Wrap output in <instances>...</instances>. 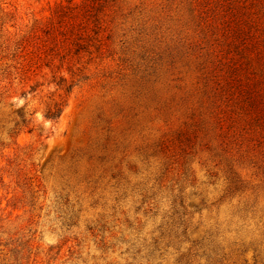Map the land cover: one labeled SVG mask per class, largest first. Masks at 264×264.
<instances>
[{
  "label": "rangeland",
  "instance_id": "rangeland-1",
  "mask_svg": "<svg viewBox=\"0 0 264 264\" xmlns=\"http://www.w3.org/2000/svg\"><path fill=\"white\" fill-rule=\"evenodd\" d=\"M0 264H264V0H0Z\"/></svg>",
  "mask_w": 264,
  "mask_h": 264
},
{
  "label": "trees",
  "instance_id": "trees-1",
  "mask_svg": "<svg viewBox=\"0 0 264 264\" xmlns=\"http://www.w3.org/2000/svg\"><path fill=\"white\" fill-rule=\"evenodd\" d=\"M61 42L63 41H60L57 36H54L51 40V42H49L50 44H44V46L48 47L47 50H45L44 52L47 54V55H51L52 52L54 51H57L58 49L62 48V44ZM75 54H78L82 48H85V47H82V43L81 42H77L75 43ZM49 50V52H48ZM32 55L30 56L31 57V60H39L41 59V56H40V53L39 52H36L34 50L31 51ZM54 54V53H53ZM62 81L64 80L63 78L61 79ZM73 86V83H70L66 86V90L67 91H70L71 88ZM61 109H58L54 112H51V111H47L44 116L46 118H51V119H55L57 118L60 113H61ZM22 116V120L24 123H27V120H26V117L21 114ZM19 123H17V126H18ZM18 127H16L15 129H13V131H11L13 134L16 132L15 130L17 129ZM187 231H188V225H187V222L185 221V219H183V216L182 215H179L178 218H174L172 220V223L168 226V229L167 231L165 232L166 235L169 237V238H175V240H177V242H180L183 237H185L187 235ZM215 256H218V253L217 251H215Z\"/></svg>",
  "mask_w": 264,
  "mask_h": 264
}]
</instances>
